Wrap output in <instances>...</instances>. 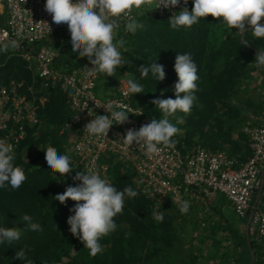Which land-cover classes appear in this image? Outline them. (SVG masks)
Listing matches in <instances>:
<instances>
[{"label": "trees", "instance_id": "trees-1", "mask_svg": "<svg viewBox=\"0 0 264 264\" xmlns=\"http://www.w3.org/2000/svg\"><path fill=\"white\" fill-rule=\"evenodd\" d=\"M135 17L144 24V28L132 34L126 33L124 27H120L116 36L117 39L123 38L128 46L126 50L121 49L128 63L118 68L116 75L127 73L131 79L143 86L144 94H134L133 102L147 116L159 119L160 110L152 101L163 94L164 99H175L174 84L178 80L174 71L175 56L177 53L191 54L198 68V90L195 92L197 99L191 109L192 114L187 118L185 135L172 139L185 149L200 145L210 151H217L227 149L224 147L230 145L226 150L229 155L239 161L246 160L251 155L247 136L241 131L244 137L240 141L247 146L242 149L239 140L231 137L233 125L226 124V117H237L238 112L228 102V98L239 84L242 71L255 60L258 49H264V38H254L251 29L245 31L243 38L232 30L227 32L226 38L215 48L207 37L209 26L215 21L210 15L200 18L190 28L179 29L171 28L168 20H161L147 11ZM70 40L71 35L65 37L55 32L45 41L58 50L55 65L69 71L73 69V56L68 53L66 46ZM245 40L247 44L244 43ZM155 61L163 65L165 79L156 80L151 72L147 77H140L138 69L143 65L150 66ZM260 71L264 73V67ZM11 78H24L31 82L32 74L19 56H9L7 51L0 52V84L7 83ZM39 87V81H35V88L38 90ZM98 89L99 86L96 87V92L101 97L115 93V90L99 93L101 90ZM37 93L46 97L38 109L40 123L28 129L27 136L14 153V164L24 169L27 179L18 189H12L8 184L0 187V227H17L19 222L23 224L19 240L12 244L0 243V264H26V261L15 258L20 248L26 250L27 261H31V264H54L62 257L69 256L72 248L77 251L67 264H153L145 260L150 255V248H157L160 241L169 243L171 237H175L166 229L169 224L167 210L177 205L170 201L165 202L159 210L164 215L163 222H157L152 216V201L142 195L136 186L135 172L120 161L110 160L112 162L109 172L113 186L118 191L131 186L138 195L135 198L125 197L123 213L114 217L116 230L99 241L102 252L91 256L84 244L71 234L67 224L68 217L74 215L70 209L76 202L69 199L61 204L54 197L62 194L68 186L79 184L80 181H74L73 177L76 171L81 170L73 165L74 171L63 177L48 169L45 160V150L49 146L55 147L60 154L69 155L67 144L70 133L63 129L72 115L68 105L69 92L54 87L39 89ZM260 101L262 107L261 97ZM255 195L256 192L251 204ZM216 198L229 204L220 193L216 194ZM213 208L222 215L221 206L214 205ZM25 214L32 217L33 223L41 225L42 231L27 230V223L20 219ZM247 216L248 213L244 221ZM228 228L233 247L238 252L233 264H249L251 255L244 233L232 225ZM125 233L129 235L125 236ZM129 245L133 250L128 248ZM250 245L255 261L260 259L264 255V247L252 237ZM222 256L227 259V254L223 253Z\"/></svg>", "mask_w": 264, "mask_h": 264}, {"label": "built area", "instance_id": "built-area-1", "mask_svg": "<svg viewBox=\"0 0 264 264\" xmlns=\"http://www.w3.org/2000/svg\"><path fill=\"white\" fill-rule=\"evenodd\" d=\"M45 3L46 0H0V47L9 45V56L23 59L32 74L31 82L11 78L0 84V139L13 144L15 153L28 129L40 123L38 109L46 97L37 93L39 89L60 87L69 92L68 105L72 110L63 127L70 133L69 155L72 164L81 171L91 168L113 183L109 171L110 160L115 159L135 172L139 192L152 201L157 212L167 201L179 206L182 201L205 205L213 195L220 193L232 210L244 218L261 184L264 169V87L259 120L247 123L242 130L251 150V155L244 161L229 155L226 150L210 151L200 145L188 149L177 143L161 146L156 155L146 154L143 147L135 143L127 148L121 139L127 130H138L152 118L133 102L134 94H128L127 81L123 78L118 80L115 93L101 97L96 92L99 73H89L88 69L93 65L88 59L83 67L71 71L55 65L58 50L45 42L46 39L55 32L65 37L71 34L66 23L53 22L51 14L45 10ZM158 3L159 0H152L151 5L143 7V12L169 20L183 7L189 11L193 7V0H188L187 5L181 0L175 8H156ZM142 13L133 8L131 15ZM120 27H124L123 22ZM11 41H17L19 46L12 48ZM35 81L40 83L38 90ZM109 104L127 110L130 113L128 121L114 124L106 138L89 136L83 130L85 125L96 115L108 114L105 107ZM248 232L264 247V183ZM253 264H264V255Z\"/></svg>", "mask_w": 264, "mask_h": 264}, {"label": "clouds", "instance_id": "clouds-1", "mask_svg": "<svg viewBox=\"0 0 264 264\" xmlns=\"http://www.w3.org/2000/svg\"><path fill=\"white\" fill-rule=\"evenodd\" d=\"M181 0H159L158 7L175 8ZM187 5L188 0H183ZM152 0H46L45 10L51 14L56 24L66 23L71 34L72 52L80 57H87L93 65L88 69L90 74L103 73L115 76L116 70L128 63L122 55L126 41L116 38V30L124 23L126 33L135 34L138 29H143L144 24L131 15L135 8L141 13L143 7L151 5ZM212 16L222 18V24L242 35L246 25L251 26V34L256 39L264 38V0H193L192 10L185 6L174 13L168 20L170 27L190 28L200 18ZM50 29V27H49ZM51 30V29H50ZM247 44V41H244ZM12 48L18 47L17 41H11ZM9 45L0 47V52H6ZM126 50V49H125ZM254 66L264 67V49L259 48ZM138 71L140 77H147L149 72L156 80L165 79L163 65L153 62L150 66H141ZM174 71L178 77L174 84L175 99L157 98L152 103L162 113V118H152L150 123L142 125L138 130L129 129L121 138L123 145L129 148L134 143L142 146L146 154L156 155L161 151V146H172L176 143L172 138L180 129L170 122L169 116L177 110L190 114L197 97L198 68L191 54L177 53L175 56ZM128 94L143 92V86L133 79L127 81ZM106 108L108 114L96 115L84 127V132L93 137H107L114 124H124L128 121L129 112L123 107L109 104ZM14 146L5 139H0V187L8 184L12 189H18L27 179L24 169L14 164ZM45 160L48 169L65 177L74 171L72 159L68 154H60L55 147L49 146L45 150ZM74 181H80L76 186H68L62 194H57L55 200L64 204L67 200L75 203L70 209L67 224L70 232L77 237L84 248L89 250L91 256L102 252L100 240L114 232L117 224L114 220L118 214L123 213L125 197L135 198L138 192L131 186L118 191L113 183L101 178L98 171L91 168L86 171H76ZM190 204L188 201L180 202V212L186 214ZM153 218L163 222L162 212L153 211ZM27 223V230L42 231L41 225L32 222L28 214L20 217ZM21 230L16 227H0V243L12 244L21 237ZM17 259L27 261V252L20 248L16 252Z\"/></svg>", "mask_w": 264, "mask_h": 264}, {"label": "rangeland", "instance_id": "rangeland-1", "mask_svg": "<svg viewBox=\"0 0 264 264\" xmlns=\"http://www.w3.org/2000/svg\"><path fill=\"white\" fill-rule=\"evenodd\" d=\"M221 22L222 18L215 19L209 26L207 37L211 45L215 48L219 47L226 38L227 32L232 30L237 32L236 29H231ZM118 30H116V33ZM66 46L68 47V53L73 56L71 67L74 70L83 67L88 58L80 57L78 53L74 54L72 52L71 40ZM127 47L125 45V48ZM254 61H251L246 69L242 71L239 76V84L230 93L228 98V102L234 105L238 112L237 117H226V124L231 123L233 125L231 137L239 140L242 149L247 147L243 144V141H240L244 137L241 133L243 127L247 123H256L262 113L260 97L264 87V73L260 71V68L254 66ZM120 75L107 76L99 73L98 86L101 90L99 93H106V91L113 92L116 90L120 78H123L125 81L131 79L127 73H120ZM142 94H144V91ZM145 97L144 95L143 98ZM160 98L164 99L165 95H160ZM191 114L192 111L190 114H184L177 110L175 114L168 117L170 122L180 129L179 133L173 139L185 135L187 127L186 121ZM162 117L163 113L159 111V118ZM224 148L228 149L230 145ZM205 205H190L186 214L180 212L178 209L180 208L179 205L168 209L169 224L168 228H165L169 229L175 237H171L172 239H170L169 243L160 241L157 243V248L151 247L150 255L146 256L145 260L153 264H233V260L238 252L233 247L228 226L232 225L235 228H239L244 233L246 220L244 221V218L239 217L229 204L217 200L216 195H213L210 200L206 201ZM214 205L222 207V215L213 208ZM205 208L206 211L203 212ZM202 216L203 218L201 219ZM202 222H204V225H201ZM22 226L23 224L19 222L16 228L22 229ZM128 235L129 233H125V236ZM129 249L133 250L132 246ZM76 251V248H72L69 256L62 257L60 261L54 264H67L70 257ZM223 253L227 254V259L223 258Z\"/></svg>", "mask_w": 264, "mask_h": 264}, {"label": "water", "instance_id": "water-1", "mask_svg": "<svg viewBox=\"0 0 264 264\" xmlns=\"http://www.w3.org/2000/svg\"><path fill=\"white\" fill-rule=\"evenodd\" d=\"M248 29H251V26L246 25L245 31L248 30ZM244 33L241 35L242 38L244 36ZM263 183H264V169L262 171L261 184H260L259 188L257 189L256 195H255V199H254V201H253V203L251 205V208L249 210V213H248V216H247V219H246V222H245V227H244V235H245L247 246H248V249H249L250 255H251V260H250L249 264H253V262L255 260V254H254V251H253V249H252V247L250 245V236H249V232H248V226H249L252 214L254 212V209H255L258 201H259V198H260V195H261V192H262V188H263Z\"/></svg>", "mask_w": 264, "mask_h": 264}, {"label": "crops", "instance_id": "crops-1", "mask_svg": "<svg viewBox=\"0 0 264 264\" xmlns=\"http://www.w3.org/2000/svg\"><path fill=\"white\" fill-rule=\"evenodd\" d=\"M229 205H230V203H229ZM231 207V206H230Z\"/></svg>", "mask_w": 264, "mask_h": 264}]
</instances>
